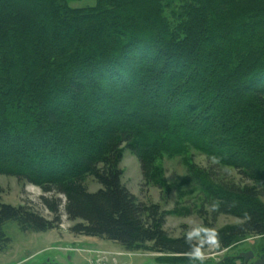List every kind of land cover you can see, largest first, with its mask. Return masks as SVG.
<instances>
[{
    "label": "trees",
    "instance_id": "trees-1",
    "mask_svg": "<svg viewBox=\"0 0 264 264\" xmlns=\"http://www.w3.org/2000/svg\"><path fill=\"white\" fill-rule=\"evenodd\" d=\"M122 143L144 177L189 148L235 168L247 183L217 184L193 165L188 175L240 222L204 227L197 241L169 236L158 207L121 182ZM0 156V173L64 196L71 232L128 251L264 235V0H0ZM41 202L50 218L0 197V251L6 221L21 231L60 223V198Z\"/></svg>",
    "mask_w": 264,
    "mask_h": 264
},
{
    "label": "rangeland",
    "instance_id": "rangeland-1",
    "mask_svg": "<svg viewBox=\"0 0 264 264\" xmlns=\"http://www.w3.org/2000/svg\"><path fill=\"white\" fill-rule=\"evenodd\" d=\"M68 3L73 7H84L93 5L94 0H68ZM120 147L122 157L118 165L121 182L137 200L158 207V214L163 217L162 228L169 236L197 241L198 232L204 227L220 229L240 222L235 216L216 212L197 182L188 175V169L193 165L207 171L210 179L217 184L241 186L247 183L235 168L219 164L189 148L187 155L158 157L151 175L144 177L134 154L126 148L125 143ZM12 157L6 156L1 160L10 162ZM27 164L33 165L32 162ZM82 181L90 191L100 187L91 174H85ZM0 187L2 202L25 205L46 218H50L51 214L42 204L41 196H56L61 200L60 223L54 228L21 231L14 221L3 223L9 242L0 251V264H175L180 259L173 255L174 252L128 251L114 241L71 232L69 228L74 221L67 219L64 213V196L54 192L44 193L39 185L25 178L0 173ZM258 195L264 203V191L260 190ZM261 236L248 234L242 238L245 240L243 245L237 247L248 249L258 243L256 238ZM215 245H209L210 252ZM201 254L205 255L204 252ZM182 261L184 259L179 260Z\"/></svg>",
    "mask_w": 264,
    "mask_h": 264
},
{
    "label": "flooded vegetation",
    "instance_id": "flooded-vegetation-1",
    "mask_svg": "<svg viewBox=\"0 0 264 264\" xmlns=\"http://www.w3.org/2000/svg\"><path fill=\"white\" fill-rule=\"evenodd\" d=\"M261 237L256 238L258 243L245 250L237 247H241L245 241L239 238L228 244L210 243L216 244L211 252L208 249L210 244L202 249L174 252L173 255L184 259L182 262L179 259L175 264H264V235ZM202 252L205 255L200 256Z\"/></svg>",
    "mask_w": 264,
    "mask_h": 264
},
{
    "label": "water",
    "instance_id": "water-1",
    "mask_svg": "<svg viewBox=\"0 0 264 264\" xmlns=\"http://www.w3.org/2000/svg\"><path fill=\"white\" fill-rule=\"evenodd\" d=\"M147 264H152V263L150 262V263H147Z\"/></svg>",
    "mask_w": 264,
    "mask_h": 264
},
{
    "label": "clouds",
    "instance_id": "clouds-1",
    "mask_svg": "<svg viewBox=\"0 0 264 264\" xmlns=\"http://www.w3.org/2000/svg\"><path fill=\"white\" fill-rule=\"evenodd\" d=\"M212 242H214V240Z\"/></svg>",
    "mask_w": 264,
    "mask_h": 264
}]
</instances>
